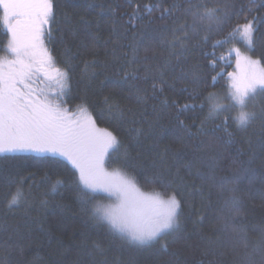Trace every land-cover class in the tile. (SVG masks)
<instances>
[{
  "label": "trees",
  "instance_id": "16d2710c",
  "mask_svg": "<svg viewBox=\"0 0 264 264\" xmlns=\"http://www.w3.org/2000/svg\"><path fill=\"white\" fill-rule=\"evenodd\" d=\"M53 3L55 21L49 26L47 45L57 66L68 74L65 106L74 109L85 102L96 125L118 138L127 148L129 171L137 174L141 189L151 190L152 185L144 183L147 177L159 175L164 185L174 182L172 187L182 204L180 227L165 241L137 247L112 233L107 224L92 220L67 184L51 192L57 179L67 181L68 170L75 171L67 161L61 159L60 165L53 166L52 158L46 155H0V264H264V252L258 247L264 235V117H258L247 128H238L229 121L226 129L222 117L209 118L201 126L208 108L201 110L199 105L209 92L228 88L226 74L218 76L213 87L177 84L175 91L166 89L160 100L167 98V105L152 98L150 87L147 103H138L136 98L137 86L148 87L143 81L145 56L152 67L171 59L169 83L182 72H195L212 84L210 76L217 72H235L234 55L227 56L232 45L217 49V57H226L220 64L226 66L216 72L201 54L210 50L207 45L190 46L179 60L169 57L166 41L170 36L165 26L171 24V18L161 19V9L173 4L187 7L184 0ZM215 3L220 7L232 5V10L243 6L244 16L255 17L254 45L248 51L256 59L264 57V8L258 7L264 0ZM248 8L253 9L251 15ZM243 22V17L233 18L223 33L213 34L209 43L224 40L235 24ZM117 36L119 42L114 43ZM7 39L0 23V57L6 51ZM236 46L245 51L244 45ZM133 47L141 63H133L131 68L139 69L140 78L125 81L120 65L133 60ZM146 48L150 51L145 52ZM185 86L189 92L196 87L201 98L189 100L188 93L180 91ZM105 97L119 103L124 114L110 112ZM172 101L196 105L180 116L183 125L175 118ZM262 107L264 96H257L254 110L259 112ZM234 167L244 172L238 184L243 211L235 217L225 207L230 193H221L212 178L230 176ZM178 176L183 177V183ZM21 179L25 191L31 189V206L9 209V193L15 192L16 182ZM156 187L163 190L159 182ZM101 196L102 201L107 199Z\"/></svg>",
  "mask_w": 264,
  "mask_h": 264
},
{
  "label": "snow or ice",
  "instance_id": "6c2138e0",
  "mask_svg": "<svg viewBox=\"0 0 264 264\" xmlns=\"http://www.w3.org/2000/svg\"><path fill=\"white\" fill-rule=\"evenodd\" d=\"M250 2L254 3L255 0ZM184 3L187 7L173 4L161 9V19L171 18V24L165 26V32L170 36L166 41L169 57L179 60L190 51V46L200 48L207 45L210 50L201 54L216 72L218 68L226 66L220 64L226 57L223 54L217 57V49L232 45L227 56L234 55L239 71L217 72L210 76L212 84L203 81L195 72H182L169 83L167 75L171 59L166 58L152 67L145 56L143 81L148 87H136L137 102L147 103L149 87L152 98L160 100L166 89L175 91L177 84L213 87L218 76L223 78L226 74L229 77L226 93L221 96L209 92L199 105L201 110L208 108L201 126L209 118L222 117L226 129L229 121L238 128H247L258 117H264V107L259 112L254 110L257 96H264V57L253 59L246 54L254 45L255 17L248 19L244 16L243 6L240 10H232L234 6L226 4L220 7L215 0H184ZM54 7L53 0H0V23L8 36L5 54L0 57V155L37 153L50 156L53 166L60 165L61 159L67 161L75 171L68 170L67 181L57 179L51 186V192L55 193L58 186L67 184L92 220L107 224L112 233L137 247H150L165 241L179 229L182 215L181 201L172 187L174 182L164 185L159 175L147 177L144 183L152 185V188L148 192L141 191L137 174L129 171L131 165L127 148L111 132L97 127L85 102L78 104L75 110L65 106L68 74L55 67L44 45L46 26L55 21ZM258 7L264 8V3ZM252 11V8H248L249 15ZM240 17L244 22L235 24L224 40L209 43L213 34L223 33L233 18ZM119 39L117 36L113 42L118 43ZM237 44L244 45L245 51H241ZM148 51L150 49L146 48L145 52ZM114 59L119 60L115 56ZM133 63H141L136 59L135 47L133 60L120 65L125 81L129 77L133 80L140 78L137 75L139 69L131 68ZM53 72L55 75H52ZM41 78L48 82V91L33 87ZM180 91L188 93L189 100L201 98L196 87L191 92L187 86ZM160 103L167 105V98L160 100ZM104 104L110 112L124 114L113 98L105 97ZM172 106L176 110L175 118L181 125L184 122L180 116L196 107L194 103L178 105L175 101H172ZM230 171V176L212 178L221 193H230L225 207L235 217L243 211L238 184L244 172L237 167ZM197 175L204 179L200 173ZM177 179L183 183V177L178 176ZM158 182L162 191L157 190ZM101 193L114 198L113 202L103 203ZM30 195L31 189L26 192L21 179L16 182L15 192L9 193L7 207H30ZM258 247L264 252V235Z\"/></svg>",
  "mask_w": 264,
  "mask_h": 264
},
{
  "label": "rangeland",
  "instance_id": "374dc122",
  "mask_svg": "<svg viewBox=\"0 0 264 264\" xmlns=\"http://www.w3.org/2000/svg\"><path fill=\"white\" fill-rule=\"evenodd\" d=\"M49 26H50V25H49ZM49 26H46V27H47V31H46V33H45V37H44V45H45V48L48 50V52L51 54V52H50V50H49V48H48V45H47V35H48ZM4 54H5V53H4ZM246 54L252 57V55L250 54L249 51H247ZM51 56H52V54H51ZM52 58H53V56H52ZM252 58H253V59H256V58H254V57H252ZM53 63H54V65H55V67L59 68V67L57 66V64H56V62H55V60H54V58H53ZM59 69H61V68H59ZM61 71H64V70L61 69ZM238 71H239V70L236 68L235 72H238ZM52 75H55V73L53 72ZM47 84H48V82H47V81H44L43 78H41V80H38L36 83L33 84V87H34V88H37V89H44L45 91H48ZM228 87H229V85H228ZM68 88H69V84L67 83V87H66V89H65L66 92H68ZM227 90H228V88L226 87V88H224V89H220L219 91H217V92H215V93H217V94L223 96V95L226 93ZM75 108H76V107H75ZM75 108L72 109V110H75ZM88 112H89V111H88ZM89 114H90V112H89ZM90 115H91V114H90ZM97 127H98V126H97ZM98 128H99V127H98ZM100 129H101V128H100ZM26 153H28V154H37V153H32V152H26ZM14 154H23V153H14ZM37 155H40V154H37ZM138 187H140V186L138 185ZM141 191H144V190L141 189ZM144 192H147V191H144ZM101 195H104V196L107 197L106 200L102 201L103 203H110V202H113V200H114V198L108 197L107 194L101 193Z\"/></svg>",
  "mask_w": 264,
  "mask_h": 264
},
{
  "label": "bare ground",
  "instance_id": "6f19581e",
  "mask_svg": "<svg viewBox=\"0 0 264 264\" xmlns=\"http://www.w3.org/2000/svg\"><path fill=\"white\" fill-rule=\"evenodd\" d=\"M60 38V37H59Z\"/></svg>",
  "mask_w": 264,
  "mask_h": 264
}]
</instances>
